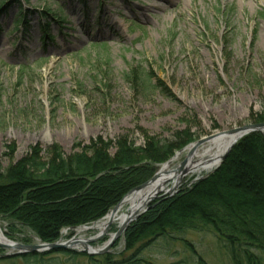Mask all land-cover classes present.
I'll use <instances>...</instances> for the list:
<instances>
[{
  "label": "rangeland",
  "instance_id": "374dc122",
  "mask_svg": "<svg viewBox=\"0 0 264 264\" xmlns=\"http://www.w3.org/2000/svg\"><path fill=\"white\" fill-rule=\"evenodd\" d=\"M8 3L0 12L2 168L29 154L34 145L42 149L38 157L44 161L47 147L69 155L99 138L112 143L125 138L139 146L146 137L177 141L187 129L197 140L252 123L264 113V0ZM20 9L26 19L15 27ZM44 10L54 13L49 24L42 19ZM41 24L51 38L46 34L43 39ZM131 66L149 70L163 86L157 81L144 91L126 82L123 74ZM185 155L179 153L171 167ZM210 171L187 173L178 188ZM102 220L62 228L56 241L94 237L101 230L82 226ZM117 228L112 223L92 247L103 248ZM0 230L24 245L41 241L29 227L3 217ZM215 236L210 226L167 232L134 258L151 264H233L227 247ZM114 244L91 255L94 263L106 264V254L115 262L131 256L132 251L124 250V235ZM80 248L70 251L83 253ZM14 252L0 248V264H34ZM256 252L264 264V251ZM51 256L57 259L50 264L74 263L68 254ZM74 260L90 264L86 256Z\"/></svg>",
  "mask_w": 264,
  "mask_h": 264
},
{
  "label": "trees",
  "instance_id": "16d2710c",
  "mask_svg": "<svg viewBox=\"0 0 264 264\" xmlns=\"http://www.w3.org/2000/svg\"><path fill=\"white\" fill-rule=\"evenodd\" d=\"M8 5V0H0V12ZM17 15L15 27L26 19L22 9ZM51 15V10L43 11L45 24H49ZM45 24L40 26L43 39L48 32ZM123 77L144 91L159 81L149 70L139 71L132 66ZM260 122H264L263 112L252 120ZM176 138L179 139L163 141L146 137L139 146L125 138L114 143L99 138L69 155L56 146L47 147L44 161L38 157L42 149L34 145L17 162L6 168L0 165V217L29 227L45 244L54 242L62 228L98 221L130 190L149 180L159 164L195 140L187 129ZM111 148L115 151L110 155ZM153 204L125 231L124 250L132 251L131 256L115 262L106 254V264H151L134 256L154 239L167 232L201 230L206 226L227 247L233 264H263L256 251H264V133L244 136L213 172ZM53 254H68L72 264H77L74 259L79 255L86 256L90 264L96 262L95 256L66 249L18 256L34 264H50L57 259Z\"/></svg>",
  "mask_w": 264,
  "mask_h": 264
},
{
  "label": "water",
  "instance_id": "95a60500",
  "mask_svg": "<svg viewBox=\"0 0 264 264\" xmlns=\"http://www.w3.org/2000/svg\"><path fill=\"white\" fill-rule=\"evenodd\" d=\"M254 132H264V122L249 123V124L239 126V127H235V128H231L228 130H222L220 132H215L213 134L210 133V135L200 137L197 140H195L194 142L188 144L182 150H180L179 152L186 150V155H185L184 159L180 162V164H178L173 169L166 172L167 174H169V175L171 174V175L169 176V178H167L162 183L163 187H160L157 190H155L154 193L152 195H150V197L148 196L149 198H147V201L142 205V207L138 211H136L135 213L130 214L129 217L122 223V225L118 226L117 230L115 232L111 233L109 239L105 243V246L101 249H94L91 245V242H93L96 239L99 240V238L104 233H106L110 230L111 224H112L111 218L103 226L102 230L99 231L100 233L98 232V234H96V236H94V237L77 238V237L73 236V237H71L65 241L58 240L56 242H51V243H46V244H45V242L40 241L38 243L25 244L24 245V243L11 241L10 244L0 243V248L4 247V249L14 250L15 251L14 254H24V253H33V252L42 253V252H47V251L56 250V249L75 250L76 247L81 246L80 251L85 252L88 255L103 253L106 250H108L116 242V240L119 237L124 235L126 229L128 228V226L130 225L131 222L137 220L140 215H142L144 212H146L148 209H150V207L154 206V204L151 205V203L153 201H155L157 199L159 200L160 198L162 199L163 197H171L181 190V188H178L180 186L179 183L182 180V178L189 172L186 169V164H187L188 160L193 157L196 149H198L199 147L203 146L204 144H206L208 142H211V140L214 138L221 137V138L227 139V141L224 145V150L220 156L219 163L213 169V171H214L215 169H217L219 167L221 162L227 156L230 149L234 146V144L239 139H241L242 137H244L250 133H254ZM165 164H168V162L164 163L162 166H164ZM210 172H212V171H210ZM159 175H160V170H158L152 176V178H150L149 180H147L143 184H140L139 186H136L135 188L130 190L123 198H121V200L112 209H110V212L108 213V215L110 217L114 216L117 213V211L119 210L120 206L124 203L125 199H127L126 197L140 192L142 189L147 187L149 184H152L159 177ZM169 179H171L172 181L175 179V182L170 184ZM168 185H169V187H167ZM106 216L107 215H105L103 218H105ZM93 226H83V228H86V227L87 228H93ZM9 255H13V253L8 254L7 256H9Z\"/></svg>",
  "mask_w": 264,
  "mask_h": 264
},
{
  "label": "bare ground",
  "instance_id": "6f19581e",
  "mask_svg": "<svg viewBox=\"0 0 264 264\" xmlns=\"http://www.w3.org/2000/svg\"><path fill=\"white\" fill-rule=\"evenodd\" d=\"M165 1H172V0H165ZM261 37L260 40L264 41V27L261 28ZM227 139L218 137L211 140V142H208L204 144L203 146L196 149L194 152V155L192 158H190L186 164V169L189 171L191 175L197 173L202 174L203 172H209L212 170L215 166L218 165L220 156L224 150V145L226 143ZM175 159V158H174ZM173 159V160H174ZM173 169L171 167V162L168 164H165L160 169V175L159 177L152 183L149 184L147 187L142 189L140 192L130 195L126 197L124 203L120 206L117 213L110 217L107 215L100 223L95 224L93 228L101 230L103 226L107 223V221L111 218L112 223H117L118 226H121L122 223L129 217L130 214L135 213L138 211L142 205L147 201V198L150 197L154 193L155 190H157L162 186V183L169 178V174L166 172ZM170 184L175 182V179L172 181L169 179ZM149 196V197H148ZM126 208V211H121L123 208ZM88 228H82V230H85ZM0 243L4 244H10L11 240L5 237V235L0 230Z\"/></svg>",
  "mask_w": 264,
  "mask_h": 264
}]
</instances>
